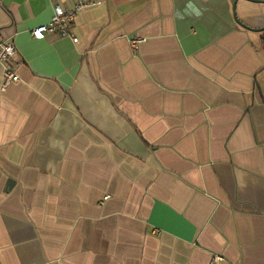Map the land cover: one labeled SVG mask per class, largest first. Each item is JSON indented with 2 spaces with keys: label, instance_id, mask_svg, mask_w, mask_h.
Here are the masks:
<instances>
[{
  "label": "crops",
  "instance_id": "1",
  "mask_svg": "<svg viewBox=\"0 0 264 264\" xmlns=\"http://www.w3.org/2000/svg\"><path fill=\"white\" fill-rule=\"evenodd\" d=\"M78 1L76 44L33 40ZM234 1L0 0V264H264V0L255 31Z\"/></svg>",
  "mask_w": 264,
  "mask_h": 264
},
{
  "label": "built area",
  "instance_id": "2",
  "mask_svg": "<svg viewBox=\"0 0 264 264\" xmlns=\"http://www.w3.org/2000/svg\"><path fill=\"white\" fill-rule=\"evenodd\" d=\"M91 1H78L73 9H63L58 5H53V15L50 22L46 25L39 26L31 30L30 35L33 40L42 41L46 36H56L58 38H67L72 43H77V38L72 33L74 21L81 10L95 6ZM136 42L132 43L135 45ZM15 55V47L12 43L4 40L0 36V63L5 64L6 67L3 73V86L18 81L16 75V68L20 66L19 63L11 66L9 63L13 60ZM223 261L220 255H214L210 264H219Z\"/></svg>",
  "mask_w": 264,
  "mask_h": 264
},
{
  "label": "water",
  "instance_id": "3",
  "mask_svg": "<svg viewBox=\"0 0 264 264\" xmlns=\"http://www.w3.org/2000/svg\"><path fill=\"white\" fill-rule=\"evenodd\" d=\"M237 1H238V0H235V1H234V3H233V7H232V9H233V14H234V18H235L236 22H237L242 28H244V29H246V30L255 31V30H252V29L248 28L246 25L241 24V23L238 21V19H237V17H236V3H237ZM247 1L258 2V1H256V0H247ZM256 31H260V30H256Z\"/></svg>",
  "mask_w": 264,
  "mask_h": 264
}]
</instances>
